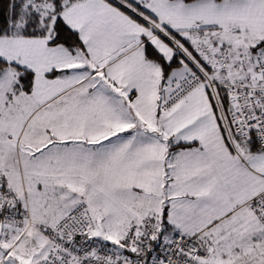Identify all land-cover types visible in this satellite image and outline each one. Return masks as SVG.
I'll return each instance as SVG.
<instances>
[{
  "label": "snow or ice",
  "instance_id": "1",
  "mask_svg": "<svg viewBox=\"0 0 264 264\" xmlns=\"http://www.w3.org/2000/svg\"><path fill=\"white\" fill-rule=\"evenodd\" d=\"M0 264H264V0H0Z\"/></svg>",
  "mask_w": 264,
  "mask_h": 264
}]
</instances>
